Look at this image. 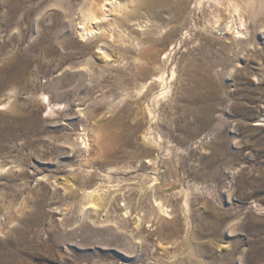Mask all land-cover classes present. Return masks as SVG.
Wrapping results in <instances>:
<instances>
[{"label":"rangeland","instance_id":"374dc122","mask_svg":"<svg viewBox=\"0 0 264 264\" xmlns=\"http://www.w3.org/2000/svg\"><path fill=\"white\" fill-rule=\"evenodd\" d=\"M206 1L119 0L84 39L90 0H0V240L25 263L264 264V0L243 46ZM164 72L148 131L136 94Z\"/></svg>","mask_w":264,"mask_h":264},{"label":"bare ground","instance_id":"6f19581e","mask_svg":"<svg viewBox=\"0 0 264 264\" xmlns=\"http://www.w3.org/2000/svg\"><path fill=\"white\" fill-rule=\"evenodd\" d=\"M119 0H90V2H88V4H83L81 6V8L78 10H80V19H81V36L84 39H89L90 37H94L95 34V21L98 20L99 18H106L107 13H108V7L110 5H114L115 9H118L119 11H124V7L117 3ZM205 0H199V4L201 5ZM210 3H213L216 6H225L227 7V9L230 11V20L227 22V29L231 32V35L234 38L235 43L239 46H243V45H248L251 44L252 42V36H251V31H250V19L248 18V14L250 13H257L256 15H259L261 11L258 10V8L261 6L262 9V5L263 2L262 0H226V2H224V0H208ZM207 2V1H206ZM209 2H207L209 4ZM21 3V2H20ZM75 4V3H74ZM81 5V4H80ZM78 5V6H80ZM198 6V5H197ZM112 7V6H111ZM12 11V10H11ZM249 14V15H250ZM255 15V16H256ZM261 17V15H260ZM259 17V18H260ZM262 18V17H261ZM254 19V17L252 18ZM255 21V20H254ZM218 23V21H214L213 22V26L212 29L213 30H217V27L215 26V24ZM210 24V23H209ZM264 24V23H263ZM264 26L262 24H256L255 23V27L257 29L258 26ZM261 28V27H260ZM103 35V34H102ZM172 35V34H171ZM170 37V35H169ZM173 37V36H172ZM105 53V52H104ZM167 57H169L171 55V51L167 52ZM106 56L108 57V55L106 54ZM90 62V61H89ZM192 63V62H191ZM90 65V63H89ZM95 65V64H94ZM140 65V64H139ZM93 65H91L92 67ZM189 67V66H187ZM205 67V66H204ZM94 68V67H93ZM164 68V67H163ZM199 68V65H190V67L188 68V71L191 74V88L192 90H196L200 91L199 86L203 85V83H206L208 80L203 77L202 75H199L196 71V69ZM91 69V68H90ZM174 69V68H173ZM186 69V68H185ZM202 69V68H201ZM176 70V68H175ZM172 70V78L175 76L176 71ZM96 71V70H95ZM165 71V70H164ZM187 71V72H188ZM137 72V71H136ZM140 74L144 75L142 70L139 72ZM148 73V72H147ZM167 73V72H166ZM165 72L155 76L153 79H151V81H147L145 82L142 87L140 89H138L137 91V96L142 97L144 96V98H148L149 100L147 103V107H145L144 109V114H146L145 117L149 118V127H148V131H152L153 129L155 130L156 127H159V121L161 119V116L159 115L160 113H158V107L160 106V101L166 97L167 93H169V79L168 76ZM14 74V73H13ZM189 74V75H190ZM137 75V74H136ZM155 75V74H154ZM140 76V75H139ZM138 76V77H139ZM137 77V76H136ZM143 77V76H142ZM135 78V77H134ZM143 79V78H142ZM212 79V78H211ZM119 80V79H118ZM208 84V83H207ZM211 84V83H210ZM218 85V84H217ZM220 87V86H219ZM262 86H258L255 88V90H259L261 89ZM133 89V88H132ZM156 89H159L158 91L154 92ZM204 89V87H203ZM208 89V88H207ZM215 89V88H213ZM189 90V89H188ZM206 91V90H205ZM189 92V91H188ZM216 92V91H215ZM244 93V92H243ZM171 94V93H170ZM241 94V93H240ZM246 94V93H245ZM255 94V93H254ZM136 96V97H137ZM198 96V95H197ZM200 96V95H199ZM245 96V95H244ZM201 97L204 99H211L213 98V93H201ZM200 97V98H201ZM45 99L48 100V96L44 97ZM247 98V97H246ZM251 101H254L255 99L253 97H250ZM168 99V98H167ZM143 104V103H142ZM209 104V103H208ZM3 104H1L2 106ZM211 106V105H210ZM165 107V106H164ZM175 110L179 111V107L178 104H176L175 106ZM203 108V107H202ZM208 111V110H207ZM201 113V112H200ZM120 114V113H119ZM141 114V113H140ZM143 114V113H142ZM124 116V114L119 115L118 117H115V121H120L122 119V117ZM142 119V118H141ZM102 120V119H101ZM148 122V121H147ZM136 124V123H135ZM262 122H257L256 125H262ZM147 125V124H146ZM156 125V126H155ZM180 125V124H179ZM143 127L142 123H137V125L132 126V129L135 130H140ZM84 133V132H83ZM154 133V132H153ZM82 135V134H81ZM143 136V135H142ZM148 137V136H147ZM153 137V136H152ZM145 138V137H144ZM149 138V137H148ZM148 138L146 139L147 142H150L148 140ZM150 139V138H149ZM153 139V138H152ZM81 143L82 145L85 147V150L88 152L89 148L91 147V143L90 142V138L88 137V135L85 133L82 135L81 137ZM154 141V140H153ZM156 142V141H155ZM158 142V141H157ZM153 143V142H151ZM154 144V143H153ZM160 150V149H159ZM1 171V169H0ZM2 172V171H1ZM108 175V174H107ZM14 185V184H13ZM1 189V188H0ZM5 190V188H4ZM15 191V190H14ZM13 191V192H14ZM98 193V192H97ZM104 193V192H103ZM103 193L100 192V196L97 199L96 196L92 193H88L85 196V203L82 205V211L85 210L86 206H92L93 208H98L101 206V200H102V196ZM17 194V193H16ZM3 195V194H2ZM98 196V195H97ZM106 197V195H104ZM4 198V197H3ZM8 198V197H7ZM107 201V200H106ZM157 201V200H156ZM4 202V201H3ZM104 202V201H102ZM13 203V202H12ZM11 203V204H12ZM161 202H159L160 204ZM162 204V203H161ZM160 204V205H161ZM17 205V204H16ZM159 205V206H160ZM8 207V206H7ZM19 207V205H18ZM1 208V207H0ZM12 208V207H11ZM15 208V206H14ZM161 208V206H160ZM13 209V208H12ZM19 209V208H18ZM88 209V208H87ZM163 209V208H162ZM4 210V209H3ZM164 210V209H163ZM166 210V209H165ZM164 210V212H165ZM14 211V210H13ZM18 211V210H17ZM20 211V210H19ZM18 211V212H19ZM15 212V211H14ZM23 212V211H22ZM110 212V211H109ZM126 212V211H125ZM128 213V210L127 212ZM125 213V214H126ZM166 213V212H165ZM123 215V214H122ZM120 216V215H119ZM123 217V216H122ZM14 219V218H13ZM35 222V221H34ZM9 223V222H8ZM10 223H16L14 221H11ZM18 224V223H17ZM13 228V227H12ZM4 230V229H3ZM8 230V229H7ZM28 230V229H27ZM2 232V230H1ZM20 234L23 233V230L18 231ZM4 234V233H2ZM15 235V234H14ZM18 235V234H17ZM3 236V235H2ZM5 236V235H4ZM23 238V237H22ZM28 242V241H27ZM27 246V245H26ZM23 251V247L21 245V238L20 237H13V239L9 238V239H5V240H0V264H30V263H25L23 261V259L21 258V254ZM24 256V255H23ZM26 256V255H25ZM29 261V260H28Z\"/></svg>","mask_w":264,"mask_h":264}]
</instances>
